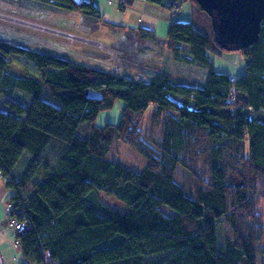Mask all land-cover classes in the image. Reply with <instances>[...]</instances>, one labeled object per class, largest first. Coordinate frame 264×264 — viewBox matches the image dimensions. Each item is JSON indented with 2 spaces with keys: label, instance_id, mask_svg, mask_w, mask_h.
I'll use <instances>...</instances> for the list:
<instances>
[{
  "label": "trees",
  "instance_id": "trees-1",
  "mask_svg": "<svg viewBox=\"0 0 264 264\" xmlns=\"http://www.w3.org/2000/svg\"><path fill=\"white\" fill-rule=\"evenodd\" d=\"M36 1L102 17L93 0ZM115 1L120 9L136 2ZM145 1L170 11L185 3L201 9L196 0ZM125 28L157 39L143 26ZM215 44L193 21L169 24L166 47L175 59L209 67L205 84L192 87L176 84L169 74L145 83L0 41V95L11 87L33 96L29 107L6 101L9 111H0V171L14 176L23 155L33 157L22 176H14L16 186L7 185L24 195L26 214L19 218L31 227L20 237L24 259L41 264L42 252L50 251L53 264H257L264 255V23L258 41L239 51L245 59L240 77L214 70V55L225 51ZM183 45L190 47L189 56ZM13 55L31 59L42 79L8 75ZM232 78H237L235 105L228 102ZM42 84L60 106L39 96ZM90 90L98 99L88 97ZM170 97L181 98L183 105ZM120 101L119 123L97 127L99 115ZM248 106L258 119L244 110ZM116 139L143 154V171L108 160ZM52 140L67 145L56 165L40 158ZM179 165L191 196L174 180ZM93 191L113 196L125 210L108 208L100 215L88 201ZM11 201L22 205L17 191ZM163 208L175 215H165ZM222 224L232 235L220 248ZM117 237V244L106 246ZM165 253L163 262L149 260Z\"/></svg>",
  "mask_w": 264,
  "mask_h": 264
},
{
  "label": "rangeland",
  "instance_id": "rangeland-1",
  "mask_svg": "<svg viewBox=\"0 0 264 264\" xmlns=\"http://www.w3.org/2000/svg\"><path fill=\"white\" fill-rule=\"evenodd\" d=\"M172 1L173 0H164V4L169 5ZM93 3L97 8L103 9L104 18L99 21L87 19L89 23L87 22L86 24H84L85 21H83V17L80 15H75L73 12L57 7L54 8L55 6L51 4L36 0H0V14L66 33L74 34L77 32L75 35L87 36L88 39L105 42L108 48H99L94 44L72 39L65 34L29 27L21 23H15L1 18L0 41L42 54L55 55L59 58L74 62L90 63L94 65L92 59H98L103 62L107 61V64L111 66V68L109 66L110 72L128 78H137L145 83H149L148 80L151 81L158 74L164 73L169 74L176 84H187L192 87H201L205 84L209 74V67L206 68L197 64L189 65L177 61L166 47L165 40H161L166 37L165 33L167 34L168 31L165 32L160 24L156 25L162 22L158 21L157 17H155V20L148 17L152 15L148 14L147 10L140 9V12L138 9L141 7L138 1L133 11L134 15H130V13L127 15L121 12L119 13L117 5H108L105 0H93ZM153 6L168 10L170 13L174 12L160 5ZM193 8L192 19L195 27L199 32L205 34L210 39L212 45H214L215 36L210 17L201 9L194 6ZM142 19L144 20L142 21ZM113 23L143 27L144 24H146V26L150 24L156 25L155 29L158 31L157 39L154 43L151 42V39L150 41H143L142 37H137V35H135L137 34L136 32L130 33L118 29L113 26ZM151 26L152 25H150V27ZM183 48L188 52L187 55L189 56L190 47L183 45ZM115 58H117V60H115ZM237 59L239 64L235 63ZM212 63L214 70L219 73H231L238 77L245 73L243 68L245 59L239 51L225 50L220 52L219 55L215 54ZM117 65L120 66L118 70L120 72L114 71L112 67H116ZM105 69H107V67ZM6 73L12 78L34 77L36 79H42V73L36 67L35 63L28 57L20 55L11 56V64L6 68ZM4 92L5 93L2 94L3 96H0V109L2 108L3 111H7L3 98H8L7 101L17 102L25 107H29L33 101V96L21 89L8 87ZM39 96L49 103H59L43 84L41 85ZM170 99L177 105H183V100L181 98L170 97ZM123 107L124 103L122 101L117 102L113 110L102 112L99 115L95 125L97 127H105L107 124H118L122 116ZM81 136L84 137L86 134L81 133ZM66 146L67 145L62 141L52 140L43 150L40 158L43 161H49L51 164L56 165ZM32 160L33 157L26 152L14 170L15 178L19 179L22 176L28 169ZM108 160L119 162L126 169L136 173L143 171L147 165L146 158L138 149L126 145L117 139L114 140L112 144ZM174 180L178 185L184 186L186 195H192L188 177L180 165L176 169ZM10 189L11 192L15 193L14 189ZM88 201L95 207L100 215H104L108 208L125 210L123 204L116 201L113 196L103 192H91L88 196ZM163 211L167 216L171 217L175 215L173 211L167 208H163ZM262 214L264 224V205ZM7 226L9 227L8 220ZM228 235H232V230L229 225L222 224L217 228V240L220 248L225 246ZM119 240H121V237L108 241L106 246H113L117 244ZM14 244L15 241L10 240L9 242L0 243V255L3 263L34 264L24 259L21 254V249L16 248ZM260 245L264 246V243ZM167 255L168 253L155 255L150 257L149 260L163 262ZM257 264H264V255H258Z\"/></svg>",
  "mask_w": 264,
  "mask_h": 264
},
{
  "label": "water",
  "instance_id": "water-1",
  "mask_svg": "<svg viewBox=\"0 0 264 264\" xmlns=\"http://www.w3.org/2000/svg\"><path fill=\"white\" fill-rule=\"evenodd\" d=\"M210 17L215 42L227 51H241L260 38L264 23V0H196ZM45 27V26H44ZM60 34V30L55 31ZM98 94L88 92L91 100ZM0 264H4L0 255Z\"/></svg>",
  "mask_w": 264,
  "mask_h": 264
},
{
  "label": "crops",
  "instance_id": "crops-1",
  "mask_svg": "<svg viewBox=\"0 0 264 264\" xmlns=\"http://www.w3.org/2000/svg\"><path fill=\"white\" fill-rule=\"evenodd\" d=\"M137 1H138V4H140V7H141L138 10L139 11H140V9L147 10V13L150 14V15H152V16H148V17H150L153 20H155V17H157V20L158 21H161L164 24H162V23H157V24L154 23V24H156V25H159L160 24L162 26V28L165 30V32L168 31L169 24L172 23V22H174V21H184V22L193 21L192 14H193V9L194 8H193V6L190 3H185L182 6V9L179 12L174 11L173 13H170L168 10H163L162 8H156V7H154L152 4L147 3L145 0H136V2ZM136 2H135V4H136ZM114 5H117L119 13L121 12L124 15H127V14L130 13V15H134V12L133 11H134L135 5L133 7H127L125 9H120V7L118 6V4H114ZM114 5H112V6H114ZM54 8H56V7H54ZM102 10L99 9L100 16H102L104 14ZM75 15H80L81 17H83V21H85L84 24H86L87 22L89 23V21H87V19L94 20V21H99V20H102L104 18V15L101 18H99V17H89V16H86V15L77 14V13H75ZM133 17H135V16H133ZM136 17H138V16H136ZM143 20L144 19H142V21ZM127 25L128 24H123V23L117 24V23H113V26L114 27H117L118 29H122V30L128 31L130 33H135V31H132L129 28H125V26H127ZM150 25H152V26L150 27ZM150 25H147L148 26L147 27L146 24H144V27L147 28V29H150V30H154L156 32V35H157L158 34L157 33L158 31L155 29L156 28L155 27L156 25H153V24H150ZM75 33H77V32H75ZM135 35H137V37H141L138 33L135 34ZM79 36H82V35H79ZM165 36L167 37V34L166 33H165ZM82 37L88 38L87 36H82ZM166 37L164 39H161V40H163V41L165 40V42H166ZM144 40L150 41V39H144L143 38V41ZM98 42H101V43H103V44L106 45V43L103 42V41H98ZM151 42L154 43L153 40H151ZM119 45H121V44H119ZM235 63L239 64L238 59L235 60ZM243 68L245 70V64H243ZM231 75L235 76L234 74H231ZM0 96H3V95H0ZM7 99L8 98H3V102L5 103V106L7 107V112H8L9 111V108L6 105ZM52 104H54L55 106H60V102L59 103L53 102ZM0 111H3L2 108L0 109ZM13 197H14V193L11 192V189L3 182V180L0 179V243L1 244L2 243H5V242H9V240L10 241H16V235H15V233L7 226V218H6V214H5V205Z\"/></svg>",
  "mask_w": 264,
  "mask_h": 264
},
{
  "label": "built area",
  "instance_id": "built-area-1",
  "mask_svg": "<svg viewBox=\"0 0 264 264\" xmlns=\"http://www.w3.org/2000/svg\"><path fill=\"white\" fill-rule=\"evenodd\" d=\"M105 1L109 5L117 4V2L115 0H105ZM68 34H69L70 38L75 37V34H73V33H68ZM103 45H104V48L107 47L105 44H103ZM99 48H101V47H99ZM115 60H117V58H115ZM92 62L94 63V65L99 66L103 69H105L107 67L106 70H108L110 72V69H109L110 65L107 64V61L103 62V61L98 60V59H92ZM112 67L114 68V71L120 72V71H118L120 68L119 65H117L116 67L115 66H112ZM110 68H111V66H110ZM148 82H150V81L148 80ZM236 84H237V78H232L231 79V87L229 89V94H228V102L230 105L236 104V97H237ZM244 110L246 112H249L252 119H258L259 118V113L257 111H255V109L252 106H248V107L244 108ZM232 111L234 112L233 108H232ZM260 111L264 115V109H260ZM260 121L264 122V118ZM0 179L3 180V182L6 185H8L10 183H14V185L16 186V179L11 174L6 175L2 171H0ZM15 191H17V193L19 194L20 199L22 201V205L18 206L17 203H15L14 201H11V200L8 201L5 205V214H6V217L8 220L9 227L14 231V233L16 235V241H15L14 245L16 248H20V245H21L20 237L23 234L29 232L31 227H30L28 219L24 218V220L23 219L21 220L19 218L21 215L25 216L26 204L24 201V195L22 194V189L20 187H16ZM41 264H53L52 254L50 251H43L42 252Z\"/></svg>",
  "mask_w": 264,
  "mask_h": 264
},
{
  "label": "bare ground",
  "instance_id": "bare-ground-1",
  "mask_svg": "<svg viewBox=\"0 0 264 264\" xmlns=\"http://www.w3.org/2000/svg\"><path fill=\"white\" fill-rule=\"evenodd\" d=\"M0 18L8 20V21H11V22H15V23H21V24H24V25L29 26V27L39 28V29L46 30V31H48V30L52 31V32L57 31L56 29H52L50 27H46V26L44 27V26H41V25H38V24H35V23H32V22L20 20V19L15 18V17H10L8 15L0 14ZM61 33H63V32L61 31ZM72 39H78V40H80L82 42H85V43H88V44H94V45H96L98 47L104 48V45L101 42L94 41V40H91V39H88V38H85V37H82V36H79V35H75V37H73Z\"/></svg>",
  "mask_w": 264,
  "mask_h": 264
}]
</instances>
